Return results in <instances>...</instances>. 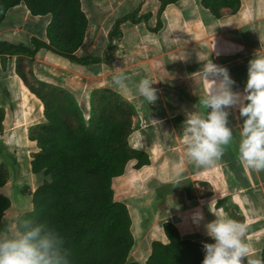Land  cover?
I'll return each instance as SVG.
<instances>
[{
    "label": "crops",
    "instance_id": "0c3cea01",
    "mask_svg": "<svg viewBox=\"0 0 264 264\" xmlns=\"http://www.w3.org/2000/svg\"><path fill=\"white\" fill-rule=\"evenodd\" d=\"M116 2L97 1L99 9L93 8L94 12L91 11V5H87L86 9L84 4L89 28L80 50L86 45L82 51L83 56L98 57L101 62L92 66L75 65L71 68L62 61L59 64L62 66L56 67L62 73H72V77L79 76L74 78L73 84L80 85L79 78L83 77L93 83L94 89L106 87L118 92L132 103L142 123H158L160 130L162 126L168 125V132L161 130L168 135L161 134L158 138L160 140L152 142L150 146L145 141L144 129L138 130L137 134L133 132L129 138L132 148L149 154L151 163L144 165L139 171L145 172L153 164L159 169L172 171V196L163 201L167 211L164 216L166 220L160 221L162 233L159 238L151 241V245L154 241L168 242L163 228L165 222H172L183 238L213 243L207 237L204 225L218 216L244 223L247 226L244 239L251 245L252 255L264 260V172L250 170L238 161L242 171L238 175L225 158L211 168H198L185 155L186 141L183 135L187 115L196 110L194 105L198 104L199 98L208 94L210 85L204 80L201 71L209 61L228 70L231 79L235 81L232 88L234 92L244 91L247 81L244 83L240 72L234 70L237 61L234 54L241 52L242 48L248 50L250 58L255 53H264V50L250 45L253 41L264 43V0H240L236 8H221L220 17L206 9L202 0H180L166 8L161 19L162 27L157 32L152 29L158 24L160 3H155L156 6L151 10L148 8L149 3H144L143 0L133 7L121 2L117 5ZM106 5L108 7H104ZM138 8V18L152 14L148 23L143 20L138 24L130 21L121 24L120 35L114 38L111 49L104 48L105 37L109 41V32L113 30L116 21ZM27 13L29 14L28 9ZM97 17L103 18L106 27L109 24L107 30L104 28L106 35L103 42L98 45L96 41L99 31H96L95 26L97 22L99 25L102 23ZM34 18L41 25L44 24L41 29L36 30L46 38L50 20L43 22L41 16ZM7 21L0 27V41L17 43V35L22 30L14 28ZM245 28H248L247 35L239 33ZM39 34H31L30 41L33 37L44 41ZM94 50L96 53H92ZM252 51L255 53L251 55ZM46 58L51 59L47 56ZM16 59V55L0 54V109L4 112L0 129V166L4 165L9 173L6 185L0 186V197L10 201V207L0 219V233L5 234L13 233L21 217L33 211L34 193L45 179L43 174L33 171V155L39 148L30 139L31 127L44 121V104L16 72ZM118 68L128 77L124 89H116L112 83L113 77L118 74ZM144 77L155 83L152 85L158 96L155 104L143 103L133 89L132 85ZM227 110L230 113L229 127L234 130L236 140L226 153L237 157L238 130L243 119L239 115V106ZM132 136H136L135 139ZM131 162H135L134 166L137 164V160L129 163ZM197 175L201 179H195ZM136 180L140 185V174L136 175ZM198 182H203V185ZM192 184L194 188L191 187ZM154 200L152 204L158 202L156 195ZM148 201L147 198L138 199L136 207L139 211V222H146L152 229L158 214L150 211ZM130 213L134 226L131 210ZM197 214L204 218L199 223L194 220Z\"/></svg>",
    "mask_w": 264,
    "mask_h": 264
},
{
    "label": "trees",
    "instance_id": "16d2710c",
    "mask_svg": "<svg viewBox=\"0 0 264 264\" xmlns=\"http://www.w3.org/2000/svg\"><path fill=\"white\" fill-rule=\"evenodd\" d=\"M159 1L158 24L153 32L161 29L166 8L180 0ZM22 3L33 16H50L47 41L32 38L29 46L0 41L2 56L34 58L46 50L81 66L101 62L98 57L75 55L89 27L83 0H0V24L10 9ZM202 4L220 17L221 8H236L240 0H202ZM139 11L140 8L116 21L109 34L110 42L120 35L121 24L143 20L148 23L152 14L138 18ZM18 74L45 106V120L30 129V139L39 148L33 155V171L45 179L34 193L33 211L19 222L32 220L53 227L70 254V264H140L129 262L136 245L133 220L127 204L116 200L113 187L114 179L124 175L130 161L137 160V169L151 163L146 154L130 145L132 107L111 91H96L93 104L98 120L86 125L78 122L74 111L62 102L49 101L23 72L19 70ZM3 120L0 109V129ZM8 179V170L1 165L0 186L6 185ZM9 207L10 201L1 196L0 219ZM163 228L168 242L154 241L146 264H202L203 242L183 238L172 222H165Z\"/></svg>",
    "mask_w": 264,
    "mask_h": 264
},
{
    "label": "clouds",
    "instance_id": "9594fccd",
    "mask_svg": "<svg viewBox=\"0 0 264 264\" xmlns=\"http://www.w3.org/2000/svg\"><path fill=\"white\" fill-rule=\"evenodd\" d=\"M117 72L113 86L124 89L128 77L119 68ZM201 73L210 88L184 122L186 157L198 168L213 167L236 140L226 109L239 106L243 123L238 130L237 158L248 169L264 172V55L255 53L249 61L243 96L232 90L235 81L226 68L209 61ZM153 84L147 77L136 84L138 96L147 105L158 99ZM215 217L204 225L213 243L203 244L202 264H264V260L252 255L251 245L244 239V223ZM203 219L200 214L194 217L196 223ZM69 255L59 233L47 223L21 220L13 233H0V264H70Z\"/></svg>",
    "mask_w": 264,
    "mask_h": 264
},
{
    "label": "rangeland",
    "instance_id": "374dc122",
    "mask_svg": "<svg viewBox=\"0 0 264 264\" xmlns=\"http://www.w3.org/2000/svg\"><path fill=\"white\" fill-rule=\"evenodd\" d=\"M83 1H84V4L86 5L85 6L86 9H88L87 5H91L90 8H92L91 9L92 12H94L93 8L99 7L97 6L98 3L96 2L100 0H97V1L83 0ZM116 1L117 2L115 4L117 5H119L121 2L122 4L126 3L127 6L130 5L131 7H133L135 4L138 5L139 3H141V0H116ZM143 2L149 3L148 8L151 10L154 9V6H156V4L160 3L159 0L158 2L157 0H143ZM107 3H108L107 5L110 7L111 6L110 3L109 2ZM107 5L104 7H108ZM34 17L35 16H33L30 13V11H29V14L27 13V8L22 3L10 9L7 12V15L4 21L0 24V27L4 23H6V21L8 20L9 23L8 21L7 23L12 24L11 26H13L14 28L20 29L22 31L24 30L23 32L22 31L19 32V35H17L18 42L13 43V44L29 46L30 45L29 42H31L30 41L31 34L33 35L39 34L38 33L39 30H36V28L39 29L40 27L44 26V24L41 25V22H38L39 20L35 19ZM42 17L43 18L41 20H43V22H47V20H50V16H42ZM92 17L93 16H91V18ZM97 18H98L97 20H100L102 24L99 25V23L96 21L97 25L95 26V28L97 29L96 30L97 32L99 31V35L97 36L96 45L100 44V42L101 43L103 42L104 37L106 35L104 31L105 29L107 30L109 28L108 27L109 24L107 25V27L106 25H104L105 22H103L102 17H97ZM98 26H99V30H98ZM42 29L44 30V28ZM111 30L112 28L110 29V31ZM239 33L247 35L248 28L243 29ZM257 34H258V31L256 32V35ZM39 35L45 39L44 41H47V36L45 38L44 34H39ZM104 42H106V44L104 43L103 47L104 48L108 47V49H111L112 42H110V40L107 41L106 37H105ZM250 45L257 48L258 50H261V49L264 50L263 42L253 41V42H250ZM85 47L87 46L85 45L82 48V50L79 49L75 55L78 57H83L84 53L82 51L85 49ZM92 53H96V50H94ZM252 53H255V51H252L251 55ZM45 55L51 59L46 58ZM234 55L237 57V61H235L236 64H235L234 70H238L240 72V78L245 83L248 78L247 76L248 63L252 59V57L250 58L248 50L243 49V48L241 52H237ZM262 55H264V53H262ZM62 61H64L66 65H68L71 68L75 67V65H78L52 52H49V51L47 52V51L42 50V51H39L38 54L34 58L28 57V56H17L16 62H15L16 72H18L19 70L23 72L27 76L30 84L35 89L39 90L45 97H47L49 101L55 99L58 102H62L63 106L68 107L69 109L73 110L74 115L76 116V120L78 122L80 121V122L85 123L86 125H90L92 121L98 120L97 111L93 104L94 94L96 91L108 90V91L113 92L117 99L124 100L130 107H132L133 112H134L133 132L137 134L138 130L144 129L143 133H144L145 141H147V144L149 146L152 144V142L160 140L158 138H160L161 134L163 136H165L166 134L168 135V133L161 132V130L168 132L169 130L168 125L162 126L163 128L160 130L158 123H155L153 125V122L150 121V122H143L144 123L143 124L141 118L139 117L132 103L125 100L118 92L112 89L106 88V87L100 88V89H94L93 83H90L89 80L84 79L83 77L79 78L80 85H77L75 83L73 84V80L77 79V77L79 76L72 77L70 76L72 75V73H67V72L62 73L61 70L57 69L56 67L57 65L62 66V65H59L61 64ZM132 86H133V89H135L136 91V84H133ZM243 94H244V91L241 92L242 96ZM105 98H108V97H105ZM108 100H110L112 103H115V101H113L112 99L108 98ZM44 112H45V106H44ZM142 124L144 125V128H142L143 126ZM132 137L135 139L136 136H132ZM228 148L229 147L225 149L224 154L219 161L224 160L225 158L226 162H229L228 164L231 166V168H234V172L236 171L237 174L240 175L242 171H241L240 166L238 165L239 160L237 159L235 155L230 156L226 153V150ZM143 153L149 157L148 153H145V152ZM133 163L135 162H131L128 164L126 171L121 178L114 179L113 187L115 189L116 200L127 203V206L131 210L133 219H134V226L132 228V232L136 239V245L130 254L129 262L137 261L140 264H146V261L149 258L151 254V250H152L151 241L154 238H159L162 233L160 221L166 220L164 216L167 215V211L165 210L163 201L164 199L166 200V198H170V196H172V171H170L169 169H166V170L159 169L154 164L150 165L152 166V168L145 170V172L143 170L139 171V169L136 168L137 164L134 166ZM139 174L141 178L140 185L136 180V175H139ZM195 179H201V176L197 175ZM199 183L200 185H203L202 184L203 182H198V184ZM191 187L194 188L193 184ZM155 195L158 199V202L157 203L155 202L156 204H152L155 201L154 200ZM143 198L149 199L148 207L150 208V211H153V212L156 211L155 213L158 214L156 215V220H154L157 223L153 221L155 227H153L152 229L150 228V225L148 227V224H146V222L140 223L138 220L139 211L136 207V202L138 201V199L141 200Z\"/></svg>",
    "mask_w": 264,
    "mask_h": 264
}]
</instances>
